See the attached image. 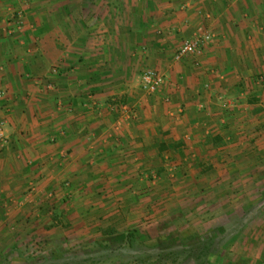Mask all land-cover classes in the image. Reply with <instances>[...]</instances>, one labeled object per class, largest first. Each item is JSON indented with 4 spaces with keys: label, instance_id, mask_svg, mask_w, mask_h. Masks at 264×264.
<instances>
[{
    "label": "crops",
    "instance_id": "0c3cea01",
    "mask_svg": "<svg viewBox=\"0 0 264 264\" xmlns=\"http://www.w3.org/2000/svg\"><path fill=\"white\" fill-rule=\"evenodd\" d=\"M61 2L0 0L7 140L0 145V244L11 243L0 249V264H16L22 254L16 243L23 239L4 238L5 226H29L25 242L35 238L33 228L50 237L65 225L68 242L106 244L108 227H122L125 239L126 228L165 224L160 215L177 211L179 195L229 190L259 197L236 225L251 227L249 264H264V77H256L264 74V0H152L153 11L137 7L136 21L120 27L136 40L108 57L73 33L91 24L73 21L80 9ZM198 31L214 36L204 54L175 62L182 40ZM150 32L158 36L147 43L142 36ZM167 65L163 92L144 94L138 72ZM162 175L173 178L170 187ZM235 176L234 186L223 183ZM242 178L248 185H235ZM117 208L126 214L121 221L112 219ZM196 222L222 225L219 218ZM234 232L230 240L243 237Z\"/></svg>",
    "mask_w": 264,
    "mask_h": 264
},
{
    "label": "rangeland",
    "instance_id": "374dc122",
    "mask_svg": "<svg viewBox=\"0 0 264 264\" xmlns=\"http://www.w3.org/2000/svg\"><path fill=\"white\" fill-rule=\"evenodd\" d=\"M105 1L106 0H96V2L95 0H67V2H61V4L69 5V9L71 10L80 9V17L77 16L73 21H81L82 23L85 21L91 24L90 28H88L90 30L85 33V27L83 26L79 28L78 33L76 31H73V33L76 35L83 34L94 47H103L107 55L106 57H108V52L115 53L113 50L116 51L117 49L120 51L119 47L123 42V44H125V42L130 43L136 40L137 35L120 32L121 25L124 27L126 21L129 25L132 24L131 22L134 23L136 21L135 9L137 7H143L147 11H153L154 9L152 8V0H147L144 4L141 0H107V3ZM52 5H54V3ZM90 6H94L95 8H90ZM106 6L108 8H106ZM89 9L91 13L87 12ZM128 10H131L133 14V17L130 19L126 17ZM82 11L85 12V14H83ZM81 31L82 33H80ZM157 36L158 34L156 32L154 34L150 32L144 34L142 37L145 38L147 43H152L153 38ZM117 44L120 45L117 46ZM148 69H157L168 77L170 67L167 65L165 68L158 66H145L142 68L143 71ZM142 70L136 75V81L140 77ZM256 77H264V74L260 72ZM236 177L238 176L227 179L223 183L227 187L234 186L233 183L236 182ZM172 179L173 178L169 176L168 178L167 176L161 178V180L166 183L165 185L169 187L172 185H169ZM235 185L247 186L248 182H244V178H242L239 183L237 182ZM214 193L210 192L211 195L201 193L192 194L190 196L192 197L191 199L189 195L185 199L183 198V194L179 195L175 203L180 207L176 209V212L170 213V211H162L160 216H162L163 221H166L162 226L150 227L151 230L140 229L138 232L136 229L130 230L126 228L128 230L126 235L129 232L135 233L136 245L134 248L129 247L127 238L125 240L120 237L122 227H120L121 230L108 227V242L106 244H104V242H95L91 244L68 242L63 233V230L66 229L65 225H63L58 232H54L55 234L50 237L44 236L42 228H33L31 232L34 233L35 238H32V241L28 242L23 241L25 240L24 235L29 232L27 229L29 226H25V224L16 227V229L14 226H5L2 229V235H5L3 236L4 238L18 236V239H23L16 243V245L19 244L18 247L16 246V249L22 253L20 255L21 257H18V263L16 264H24L25 261L27 264L29 262L35 263L44 259H50L53 257L55 250L62 253L67 252V255H75L80 257V259L85 257L92 259L85 264H198L196 260L188 256V252L184 251V248H190L192 245L193 248H195L200 241H202V238L205 241L212 238L213 241L208 243L209 246H217L218 249H222L226 252L220 256L219 259L213 256L208 258L207 264H249L251 260L249 250L252 242L244 238L249 235V229L251 227H238L236 222L243 213L249 212V203H253L259 197L258 195L255 196L254 193L250 195L246 193L230 194V190L229 194L224 195ZM159 198L157 202H162L161 205L164 208V204L169 202L170 195L164 193ZM187 199L190 200L186 201ZM141 200L143 201L145 198L142 197ZM144 203L146 202L144 201ZM237 204L243 207L241 210L236 209L238 212L232 207V205L236 206ZM196 208L199 209L193 212ZM113 212L114 217L112 219L121 221L126 217V214L120 211L119 208ZM142 212L146 214L145 219H150L152 215L151 210L147 209ZM185 216L194 217L195 220L197 219L196 221L200 220V218L203 220L219 218L222 221V225H202L196 221H194L193 224L187 225L181 222V220L185 219ZM108 219L111 218L108 217ZM172 221L176 223L171 225ZM236 229L242 231L243 237L241 236L237 240H230V236L234 235ZM112 234L117 235L111 239L109 236ZM216 237H218V239ZM64 239L66 241H64ZM218 240L221 241L218 242ZM0 245L1 250H7L11 247V243L7 241L3 242V240H1ZM26 253H28V256H25ZM233 254L235 256H233Z\"/></svg>",
    "mask_w": 264,
    "mask_h": 264
},
{
    "label": "built area",
    "instance_id": "2783aa9c",
    "mask_svg": "<svg viewBox=\"0 0 264 264\" xmlns=\"http://www.w3.org/2000/svg\"><path fill=\"white\" fill-rule=\"evenodd\" d=\"M17 20L21 18V11H16ZM19 22V21H18ZM213 34L207 31H198L191 36L185 38L181 45L177 48L173 59L175 62H181L185 59H195L201 57L207 47V44L212 40ZM197 64V61H196ZM55 72V70H54ZM167 84L165 75L157 69L144 70L139 78V88L146 95L161 94ZM5 93L0 91V100L4 99ZM166 102L170 99L168 95L164 98ZM6 119L0 120V145L3 147L6 145L7 140L4 136V127Z\"/></svg>",
    "mask_w": 264,
    "mask_h": 264
},
{
    "label": "trees",
    "instance_id": "16d2710c",
    "mask_svg": "<svg viewBox=\"0 0 264 264\" xmlns=\"http://www.w3.org/2000/svg\"><path fill=\"white\" fill-rule=\"evenodd\" d=\"M127 238L128 240V245L131 248H134L136 245V237L135 233L129 232L126 236L125 239ZM213 239L209 238L206 241L202 240L200 243L193 248V245L190 248H184V251L188 252V256L193 258L198 262V264H207L208 258L212 257L213 254L216 253L218 250V247H212L209 246V242H212ZM221 240H218V242ZM197 252V253H195ZM56 253V252H55ZM82 259V258H81ZM80 257L75 256V255H65V254H54L52 258L50 259H44L41 261H37L35 263H28V264H85L92 259L85 257L82 260ZM81 260V261H80Z\"/></svg>",
    "mask_w": 264,
    "mask_h": 264
}]
</instances>
